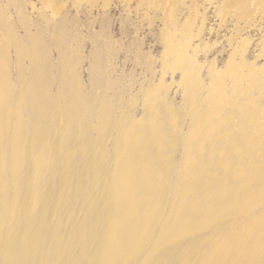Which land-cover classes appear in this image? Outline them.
<instances>
[{"label":"bare ground","instance_id":"6f19581e","mask_svg":"<svg viewBox=\"0 0 264 264\" xmlns=\"http://www.w3.org/2000/svg\"><path fill=\"white\" fill-rule=\"evenodd\" d=\"M50 36L57 78L39 33L17 39L0 12V264H264L259 73L230 63L205 87L169 42L182 106L159 83L136 117L97 53L85 90L63 21Z\"/></svg>","mask_w":264,"mask_h":264},{"label":"rangeland","instance_id":"374dc122","mask_svg":"<svg viewBox=\"0 0 264 264\" xmlns=\"http://www.w3.org/2000/svg\"><path fill=\"white\" fill-rule=\"evenodd\" d=\"M1 11L17 39L39 33L55 78L60 73L58 50L50 35L63 21L85 90L91 88L92 58L97 53L103 76L116 83L123 108L136 117L142 111L138 96L159 83L167 100L176 109L182 106L181 71L168 68L165 61L169 42L183 48L186 62L205 87L212 72L230 63L244 72H258L264 81V0H0ZM6 60L9 81L17 88L12 46ZM21 62V79L26 80L29 61L22 57ZM56 88L54 83L51 91ZM134 96L139 99L131 104Z\"/></svg>","mask_w":264,"mask_h":264}]
</instances>
